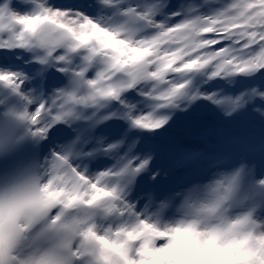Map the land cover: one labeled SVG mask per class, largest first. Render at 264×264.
Listing matches in <instances>:
<instances>
[{
  "label": "bare ground",
  "instance_id": "bare-ground-1",
  "mask_svg": "<svg viewBox=\"0 0 264 264\" xmlns=\"http://www.w3.org/2000/svg\"><path fill=\"white\" fill-rule=\"evenodd\" d=\"M8 1L10 0H5L3 6L6 5ZM26 1L30 2L27 10L20 6H16L10 10L11 23L8 24L9 27L14 30V37L10 38L9 41L6 37H2L0 47H8L11 39L19 38L16 31L17 23L27 24L29 22L30 26H28V28H30L34 34L39 35L45 29L49 30L51 28H56L61 30L62 37L65 39L64 44L60 47L53 50L47 47L46 50H43L44 53L42 52L47 58H50L49 55H54L53 64L60 69L64 81L67 84L65 87L60 84H54L53 89L57 92H51L50 97L53 98V103L43 115L37 114L38 103L33 88L29 85L30 83L25 81L23 76L13 71L10 67L7 68L0 66V92L3 89H14L20 92L25 106L24 114L27 117L26 121L32 130L34 139L39 140L41 136L48 133L45 124L47 118H66L70 114L68 108L64 107L63 102L69 100V103L79 105L86 101L83 91L79 88V79L73 77V73L78 71V66L75 63H69L68 53H72L71 58L79 57L81 61L83 60L82 55H84L85 52L91 54L87 55L84 59H94V71L89 77L84 79L101 75V65L104 62V58L107 57L111 58L110 61H116L121 65L122 73L129 81L134 77L136 72L138 73L140 68H143L144 70L147 68L150 77H154L155 69L160 68V72L163 68L169 67L171 70L166 78L155 77L153 79L157 81H165L170 79V73L187 61L183 56L191 52L187 45L184 47H178L177 50L168 48L164 45L166 40L158 38L156 32L152 34L146 30L151 26L150 24L144 22L139 23L134 20V18H132V12L135 15H144L145 18L149 20H152L153 14H156V21H158L157 24H159V14L160 12H163L153 8L152 12H145L142 14L138 9L139 4L136 0L128 2L125 0V4H119L117 7H112V5H114L112 4L111 7L109 9L106 8V10L100 8L99 11L104 12L101 18H98L93 13L87 12L84 7L76 6L79 4L75 1ZM114 1L116 2L117 0ZM196 2L197 0H194L193 3L195 5L192 3L191 5L197 6ZM165 3H163L162 6H164ZM131 6L135 7V9H131ZM198 7L199 6H197V8ZM79 8L83 10L78 11ZM115 11L124 12L130 17L125 16L123 18H117L115 16ZM105 15L111 16L112 19H106ZM203 15H212L210 21L217 19V16H214L212 13L195 11L187 16V18L192 21L193 28L200 25L198 18ZM179 17L180 20L171 22V24H182L185 15L179 13ZM127 19L130 20L127 25L130 30H125L122 26L118 27V24H116L117 22H121L120 25H123ZM1 25L6 24L1 23ZM60 25L65 28L64 31L61 29ZM181 38H188V32H186V30L170 36L169 40L178 42ZM243 45L244 42H242L239 47H242ZM221 49L224 53L233 50L227 45L223 46ZM177 51L181 52V54L177 55ZM251 53V56L256 55L255 50ZM113 54H116L117 56H114ZM0 58L5 59L7 62L8 55L4 53ZM50 62H52L51 59ZM84 62L85 61H82V65ZM256 66L260 67L261 62H258ZM83 70L84 68L81 69L79 76L82 75ZM252 74L255 73L250 72L249 69L246 70V76L249 77ZM259 76H261V78L264 76V70L261 68ZM175 79L176 78L173 77L172 81ZM150 80H148V78H140L134 89L127 85L125 89L122 90L121 84L113 85L116 94L124 93L122 97L120 96V102L123 106H126L125 116L127 118H133L137 121L140 119L141 122H148L156 119L155 116L148 115V107L150 105V100L158 95L160 88ZM177 83H179V81H177ZM69 87H72V91H70ZM167 88L171 92L168 84ZM200 93H203V96L200 97L198 101L199 103L195 105L191 103L184 105L183 102L179 100L181 97L176 96L172 97V101L179 111V120H181V116H185L186 112L189 111V122H195L196 124L194 125V131L192 133L189 132V125H184L182 127V137L184 140H191L190 143H193L204 150H211L212 153L215 154V152L217 153L219 150L224 149L221 140L220 145L217 144L215 126L217 124L226 126L228 123L226 115L224 114L225 116H222L217 104L222 99V96L219 93H215L214 96L208 98L206 93L209 94L212 92L207 90L206 93L200 90ZM133 95H136V97ZM187 96L188 93L185 92V97ZM70 97L74 100H70ZM159 98L163 97L159 96ZM247 106L254 109L252 104H247ZM74 115L76 116V114ZM260 119V125L264 129V116ZM237 121L238 119L233 125L226 128L227 131H225L224 135H221V139L223 136H228L227 132L231 133L233 129H236ZM196 127H200V130H203L199 138H195ZM219 146H221V148H219ZM231 147H233V145H231ZM47 157L48 154H45V162L48 159ZM48 161H50V159ZM206 162L207 161H205L204 164H207ZM86 169L87 167H80L79 171L82 177L88 182V186L84 187L79 196L76 197L73 194H69L68 196L74 199L78 206H82V209L88 214V219H93L94 212L99 209L108 210V207H113L114 209L120 210V208L123 207L121 204L122 201H130L117 191L112 192L109 195V198L122 197L123 199H120V203L111 202L110 204H107L105 197H102L104 192L101 191L107 189V187L99 184L98 181H96V174L89 169ZM223 174L224 172L221 168L217 171L213 170L208 178L203 179L190 178L189 174H183L178 179H174L173 182L170 181L172 182V187L164 189V185H161L160 187H163L162 191L167 193L169 197L165 198L163 192L158 191L157 206L152 214L147 213L145 210L143 211L137 198L134 200L131 199V203H133L130 205V210L133 214V221H131L130 224H126L127 231L130 234L126 231H123V233L133 237L136 245L132 250L126 251L125 253H122V255L128 258L131 264H142L140 263L141 260L137 253V249L140 246H144V249H148L152 253L151 264H161V255H165L166 257V260L162 264H173L169 256L170 246L174 239L173 236L180 230H182L180 232L181 234L184 233V225H181L178 219L173 217L174 211L179 208L181 203H186L197 212L207 211L209 208L207 200L208 192L212 189L225 190V186L222 182ZM165 177L168 178L167 175ZM259 179L260 175H257L255 181H258ZM97 188H99V190H97ZM89 194L94 195V198H88ZM172 194L176 195V198L171 199L170 195ZM86 221L87 220H84L83 222L86 223ZM218 221H222L223 223L221 231H218L206 222H203L197 227V235L190 248L193 256L199 259L196 264H241L239 262L240 260H243L246 264H264V217H256L254 220L255 228L261 243L258 249H254L255 247L252 248L253 256H251L249 251H247V248H245V238L242 244L244 248H237V245L241 241L242 234L240 227L237 225L238 217L233 208H227L225 213L218 218ZM228 233L231 235L229 236ZM104 234L101 230L97 231L98 243L100 244L104 242L108 243L109 246L114 247V241L112 239L108 240ZM20 264H35V259H33L30 253L26 251L20 256Z\"/></svg>",
  "mask_w": 264,
  "mask_h": 264
},
{
  "label": "rangeland",
  "instance_id": "rangeland-1",
  "mask_svg": "<svg viewBox=\"0 0 264 264\" xmlns=\"http://www.w3.org/2000/svg\"><path fill=\"white\" fill-rule=\"evenodd\" d=\"M76 1L77 3H81V6L83 5L84 8H86L89 13H93L98 18H101L103 13L100 12V8L104 7H117L119 4H125V0H117V2H113L112 0H71ZM131 0H126V2ZM139 4H141V8L139 9L142 14L150 12L152 9V6L147 3L146 0H137ZM199 2V8L194 7L191 5L190 0H174L173 3H171L172 9L169 11V13H165L163 15H160L159 24L157 19V15L153 14L152 20H149L145 18L144 15H135L132 12V18L138 22H145L150 23V25L155 29L156 36L162 40H166L165 44L168 48L177 50L178 47H182L185 45H189L192 49L191 53L185 54L183 57L187 60L182 66H178L175 71L169 74L170 79L165 80L166 84H168L170 90L167 88L164 92L169 93L171 95H176L177 97H181V100L184 105H187V103L191 104H198L199 99L201 96H203V93H200V90L206 93L207 91H211L212 93H206L207 97L215 95V91H212L210 89V75L217 73L220 71V69L224 70V67L226 66H232L229 61H235V59H228L226 60L224 57V54L222 52H219L217 54H208L205 55L204 51L207 50V48H218L222 46V42L218 41L216 44H205L200 41H198L199 34L203 31H208L210 29L215 30L218 29L222 32H225L226 38L230 41L234 38V40L238 42H245V45L247 48H250V51H247V49L243 52H240V50H236L234 52L242 54L243 56L249 55L252 50L256 51L255 56V62H261L260 68L264 70V0H198ZM20 7L26 8L29 6L30 2L26 0H18ZM131 9H135V7L131 6ZM159 9L163 10L161 6ZM83 9H80L78 11H82ZM205 11L208 13L215 14L217 16V20H213L209 23V18L211 16L203 15L199 20L201 21V25L197 26L196 28L192 27V21L187 18L188 15L195 11ZM179 13H183L185 15L184 22L179 25H173L171 22H175L180 20ZM116 17H125L128 16V14L124 12L115 11ZM106 19H112L111 16H106ZM5 22L8 26L9 19L6 18ZM59 24V23H57ZM119 27V22H117ZM24 24H17V33L19 36L20 28ZM29 25V22L28 24ZM61 26V29L64 31L65 28ZM7 27L3 25L1 29L3 31H8L9 33H12L13 29L9 27V29H6ZM183 30H187L188 32V38H181L178 42L169 40V37L172 35H175L179 32H182ZM89 53L85 52L84 55H82L83 60ZM177 55H180V52L177 51ZM114 56H117L116 54H113ZM68 57L70 59L71 54L68 53ZM81 57V56H80ZM104 58V60H106ZM82 60V61H83ZM69 63H72L70 60H68ZM81 62V60H79ZM78 61V72L74 73L75 78L78 77L81 71V65ZM105 62V61H104ZM6 60L0 59V65L2 67L6 66ZM230 63V64H228ZM104 64V63H103ZM4 65V66H3ZM9 65V64H7ZM80 65V66H79ZM234 66H239L238 63H234ZM103 66V65H102ZM101 66V67H102ZM242 66V65H241ZM240 66V68H241ZM164 67V66H163ZM247 67V68H246ZM137 68V66H136ZM169 72L170 68L167 67ZM188 68L193 69V71L196 73L197 81L193 83L190 86H186L184 81V71ZM244 69V66L242 67ZM245 68L249 69L250 72L258 73V69L254 67L253 62L250 60H247L245 62ZM160 68L155 69L154 77L149 75V71L146 68V78L148 80L154 82L155 85H157L158 81L153 80L155 77H161L162 71L159 72ZM136 70V69H135ZM176 78L174 81L172 79ZM156 78V79H157ZM253 78V77H252ZM128 79V78H127ZM179 81V83H177ZM86 85L91 86L94 84L93 77L85 80ZM136 86L133 87V89ZM72 89V87H70ZM185 92L188 93V96L185 97ZM262 95H264V92L261 91ZM184 94V96H183ZM53 101V100H52ZM152 101V100H151ZM218 106L220 108L221 114L224 117V105L222 100H220L218 103ZM259 117L263 114L262 112H259ZM189 111L186 112L185 116H181V123L184 125H191L190 132L194 130L195 122H189ZM131 120L136 121V119L131 118ZM222 124H217L215 126L216 132L218 134V130ZM217 140L220 139V136H215ZM207 156H210L212 158L210 152L208 151ZM218 155V154H217ZM216 155V156H217ZM170 258H172L170 256ZM164 262V259H163Z\"/></svg>",
  "mask_w": 264,
  "mask_h": 264
},
{
  "label": "water",
  "instance_id": "water-1",
  "mask_svg": "<svg viewBox=\"0 0 264 264\" xmlns=\"http://www.w3.org/2000/svg\"><path fill=\"white\" fill-rule=\"evenodd\" d=\"M44 39L41 40L40 37L36 36V42L42 47H48L50 49H55L64 44L65 39L62 37V32L56 29L51 31H45L43 34ZM140 78H146V72L143 68H140L138 73H135L134 83H137Z\"/></svg>",
  "mask_w": 264,
  "mask_h": 264
}]
</instances>
